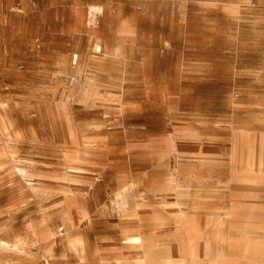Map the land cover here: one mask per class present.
Here are the masks:
<instances>
[{"label":"rangeland","instance_id":"374dc122","mask_svg":"<svg viewBox=\"0 0 264 264\" xmlns=\"http://www.w3.org/2000/svg\"><path fill=\"white\" fill-rule=\"evenodd\" d=\"M263 205L264 0H0V264H264Z\"/></svg>","mask_w":264,"mask_h":264},{"label":"bare ground","instance_id":"6f19581e","mask_svg":"<svg viewBox=\"0 0 264 264\" xmlns=\"http://www.w3.org/2000/svg\"><path fill=\"white\" fill-rule=\"evenodd\" d=\"M241 159V158H240ZM176 161V160H175ZM172 164V163H171ZM170 164V165H171ZM168 166H169V163H168ZM24 170H23V172ZM171 176V175H170ZM174 180V179H173ZM124 186V185H123ZM124 190H126V188H123ZM117 196V194H115ZM122 206V205H121ZM255 206V205H254ZM264 206V205H263ZM213 219V217H212ZM254 222V221H253ZM213 229V228H212ZM204 231V230H203ZM76 239V238H75ZM72 241V240H71ZM141 239L137 236H132V237H127L126 240H124L123 242L125 244H138L140 243ZM143 241V240H142ZM71 243V242H70ZM76 243V242H75ZM66 244V243H65ZM77 244V243H76ZM79 245V244H78ZM204 245V244H203ZM0 246L3 247V248H6V249H10V250H19L20 251V247H18L16 244H13L11 242H8V241H4V240H0ZM75 246V245H74ZM156 246V245H155ZM161 246V245H160ZM149 247V245L147 246ZM151 248V247H150ZM202 248V246H201ZM259 246L256 244V241H252V242H249L247 244H245V247H244V251H246L247 253L250 254V257H251V261L252 262H258L260 259L259 257L257 256V252H259ZM32 250V249H31ZM261 250V249H260ZM72 252V251H71ZM78 252V251H77ZM81 252V251H80ZM202 252V251H201ZM79 254V253H78ZM80 255V254H79ZM226 256V255H225ZM172 257V256H171ZM80 259V258H79ZM216 259V258H215ZM161 261V260H160Z\"/></svg>","mask_w":264,"mask_h":264}]
</instances>
